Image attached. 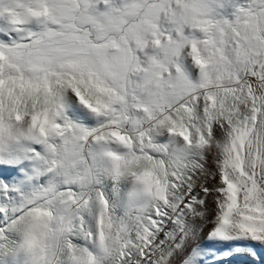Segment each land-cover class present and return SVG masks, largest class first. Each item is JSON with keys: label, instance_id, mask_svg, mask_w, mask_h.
I'll use <instances>...</instances> for the list:
<instances>
[{"label": "snow or ice", "instance_id": "obj_1", "mask_svg": "<svg viewBox=\"0 0 264 264\" xmlns=\"http://www.w3.org/2000/svg\"><path fill=\"white\" fill-rule=\"evenodd\" d=\"M0 264H264V0H0Z\"/></svg>", "mask_w": 264, "mask_h": 264}]
</instances>
